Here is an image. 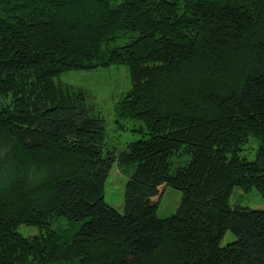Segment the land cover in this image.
<instances>
[{
	"label": "trees",
	"instance_id": "obj_1",
	"mask_svg": "<svg viewBox=\"0 0 264 264\" xmlns=\"http://www.w3.org/2000/svg\"><path fill=\"white\" fill-rule=\"evenodd\" d=\"M111 65L131 84L119 126L148 135L120 152L59 79ZM116 161L134 167L123 214ZM166 186L182 200L162 218ZM235 187L264 194V0H0V264H264V209L231 205Z\"/></svg>",
	"mask_w": 264,
	"mask_h": 264
},
{
	"label": "rangeland",
	"instance_id": "obj_2",
	"mask_svg": "<svg viewBox=\"0 0 264 264\" xmlns=\"http://www.w3.org/2000/svg\"><path fill=\"white\" fill-rule=\"evenodd\" d=\"M60 80L74 86L82 87L87 95L88 102L105 117L107 126V138L105 151L114 149L117 152L124 150L131 141L147 137L142 130L145 128L141 120H121L123 126H119L115 104L119 97L130 89L129 70L126 65H111L95 69L68 70L63 72ZM146 131V130H145ZM258 142L251 139L242 152L248 159H254ZM178 162L172 165L174 170ZM134 167L121 165L117 161L113 163L110 173L105 181V201L116 208L120 213L125 212V191L127 182ZM182 200V192L172 186H166L160 198L157 214L159 217H168L174 214ZM231 205H242L255 209H264V194L256 187L245 190L235 187L230 198ZM68 224L66 218H60L52 225L53 229L65 227ZM25 236L39 232L34 226L21 225L18 229ZM237 239V236L228 230L221 242L225 246Z\"/></svg>",
	"mask_w": 264,
	"mask_h": 264
}]
</instances>
